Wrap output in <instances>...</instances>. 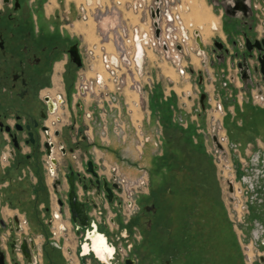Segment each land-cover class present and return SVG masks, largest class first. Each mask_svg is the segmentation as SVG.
Segmentation results:
<instances>
[{
	"label": "crops",
	"instance_id": "1",
	"mask_svg": "<svg viewBox=\"0 0 264 264\" xmlns=\"http://www.w3.org/2000/svg\"><path fill=\"white\" fill-rule=\"evenodd\" d=\"M51 1L55 3V0ZM46 15L50 16L48 11ZM106 18H110V15L102 21L104 25L110 21ZM83 30L86 35L96 37L94 26L90 30L88 27ZM222 32L225 33L224 30ZM70 36L72 38L73 34ZM87 62L89 66V60ZM155 62L149 56L146 70L150 68L152 85H145L139 97L140 117L136 121L132 110V103L136 100H130L133 91L129 90L115 95L112 104L106 101L107 98H98V108L93 101H87L90 97H85L86 101L78 100L75 91L72 107L69 103L59 104L67 108L68 113L64 114L69 119L73 115L83 116L85 122L81 123L85 127L86 142L94 145L97 154L93 160L106 168L108 177H111V167H116L118 173L132 184L137 186L140 181L143 182L136 187V207L126 220L114 205L115 202L105 200L104 190H100L97 193L104 201L101 203L103 206L98 202L95 207L97 209L89 207L90 221L97 224L99 231L105 234L112 246L115 244L112 231L123 230V234L128 235L132 241L133 258L139 264H164L165 260L169 264H264V104L257 101L251 84L243 79L237 78V83L228 86L218 81L206 84L211 86L212 94H215L214 101L220 105L218 114L223 127L221 134L227 133L229 141L239 152L241 162L238 163V172L248 191V214L243 222L239 220L242 223H236L223 198L217 165L207 147L206 114H198L196 97L193 98L190 93L195 88L193 80L190 77L173 78L172 75L163 78L158 70L153 69L156 67ZM222 66L224 68L221 67V70L227 69L224 63ZM61 70L57 71L55 64L53 87L59 88L56 98L61 93L66 95ZM190 72L192 75L193 68H190ZM199 81L202 83V80ZM77 85L75 83V88ZM216 88L218 93H215ZM209 97L208 94L207 103H202L204 108L206 105L208 108V104L213 106ZM116 122L122 125V132H116ZM138 122L142 123L141 145L135 128ZM62 128L57 127L54 132ZM91 150H87V154ZM4 164L0 159V212L9 213V216L25 214L27 218L23 226L28 230L31 226L27 216L29 209L32 207L39 214L44 208L52 214L60 215L57 219L63 221L65 229H73L76 236L80 237L70 208L67 214L65 205V210L59 205H51V208L48 205V186L42 171L38 176L30 168H22L21 172V168L15 167L12 160ZM82 164L68 162L67 167L81 170ZM57 187L52 181V189L49 191L54 202L58 198ZM82 187L78 190L81 194ZM211 187L214 189V207H210L213 194ZM37 189L44 192L43 200H40ZM201 198H207L206 202ZM147 205H151L155 213L146 228L143 210ZM139 213L141 220L133 224V232L122 227V222L118 220L121 217L123 223L130 224L133 216ZM109 217H113L114 222L111 224H107ZM39 222L40 229L37 231L41 230ZM107 230L111 232L110 236ZM37 233L39 237L42 236L41 232ZM249 247L253 251L252 257L247 253ZM79 255L78 249L79 261L80 257L84 259L81 264H94V260L100 263L99 258L91 254Z\"/></svg>",
	"mask_w": 264,
	"mask_h": 264
},
{
	"label": "rangeland",
	"instance_id": "2",
	"mask_svg": "<svg viewBox=\"0 0 264 264\" xmlns=\"http://www.w3.org/2000/svg\"><path fill=\"white\" fill-rule=\"evenodd\" d=\"M31 1V0H30ZM84 0H55V3H53L51 0H32V7H33V13L36 14L37 11L44 13V18L48 21L51 27L55 28L56 30H59V32L63 33L67 36V38H71L70 34L72 33V40L76 44H79L80 49L84 52L83 54V65L79 68H76L75 66H72V69L74 71L72 72V75L69 79H67L66 82V93L69 99V105L72 107L73 103V93L75 91L77 99L86 101L85 97H88L87 94L82 93L81 90H79L75 83L79 86L82 84V82L85 80L87 72H89V66H88V60L90 59L87 51L88 46L93 45L94 43L99 42V35H98V29L101 30V26L104 25V23L101 25V23L93 21L92 19H89L88 21H83L79 15V11L77 6L80 5V3ZM104 2H109V0H103ZM126 1V0H122ZM238 1H241L240 5L243 6V8L237 6ZM1 2V0H0ZM177 4L181 3L182 5V11L181 12V19H183L185 25L188 27L189 32L191 33V37L189 42L184 46V51L182 53L183 58V65L185 74L181 75L179 71L174 67L170 61L164 60L160 58L158 55L150 52L149 55L152 60H155L156 67L153 68L154 70H158V72L162 75L163 78L169 76L173 78L183 77V78H189L193 80V83L195 85L194 91H191V96L196 97V108L199 113L206 114V121H207V130L206 131V137H207V147L209 152L213 155V159L217 165V172L218 177L220 178V183L222 187V194L223 198L226 201L227 206L229 207V210L231 212L233 220L236 221V223H242L245 219V216H247V211H249V197H248V191L246 185L242 182L240 172H238L239 169V152L236 149V146L234 144H231L229 141L227 133L221 134V130H223L222 124H221V116H219L218 110L220 109L219 103L214 101V95L212 94L213 90H211V86L209 87L206 85L207 83L217 81L221 83L223 86H228L230 83H237V78H240L239 80L243 79L247 83L251 84V88H253V94L256 96L257 101L264 104V74L261 71V61L260 57L264 60V47L262 44H260L258 47L255 45L256 41H264V0H175ZM49 13L50 16L46 15V13ZM215 15H214V14ZM235 15L238 18L230 17V15ZM125 16H128L130 18L131 23L139 22V16L135 15L131 12H125ZM216 16V17H215ZM105 19V18H104ZM106 20H110L111 23L114 22V19L112 17L106 18ZM244 20H247L249 24H252L251 31L249 32L250 40H246L243 37V30H246L248 28L247 24H243ZM182 21V22H183ZM214 21H217L218 29H212L211 33H204L205 29L207 27H211L212 23ZM104 22V21H103ZM91 24L92 27L90 26ZM223 25L227 26L224 27L226 29V32L223 34ZM94 26V31L96 37H90L86 35L83 28L88 27V29H92ZM230 26V28H229ZM106 27V26H104ZM83 32V33H82ZM197 33H199L200 40L202 42V47L197 41ZM205 34L207 36H205ZM221 35V36H220ZM220 41L223 43V47L219 48L216 46L215 42ZM87 45V46H86ZM111 46V45H109ZM86 47V48H85ZM252 48V49H250ZM62 64V70H63V61H58L56 63V70L57 66ZM227 65V69L221 70L223 67L222 64ZM101 65V63H99ZM98 65V67H100ZM159 65V66H158ZM190 68H193L194 72L191 75ZM224 68V67H223ZM101 69V68H99ZM61 70V71H62ZM64 72V71H63ZM157 72V71H156ZM149 75L150 68L148 71ZM234 74V75H233ZM91 76L93 75L90 74ZM220 75L222 76L220 78ZM91 76L87 75V78H91ZM236 76V77H235ZM236 78V80H235ZM199 80H202V83H200ZM151 85H152V78L150 79ZM64 82V81H63ZM252 84H254L252 86ZM60 86V85H59ZM58 86L53 87L51 90L53 95H56L58 93ZM62 90V88H61ZM131 91L130 89H126ZM218 88H216V92L218 93ZM204 92V93H203ZM60 93V92H59ZM78 93V94H77ZM203 93V94H202ZM210 95L209 97L211 99V102L213 103V108L210 104H208V108L206 105V108L203 107L202 103H207V95ZM85 95V96H84ZM202 95H205L202 101ZM106 93L101 92L99 96H91L90 99L87 101H93L96 108H98L99 99L101 97H105ZM222 96V94H221ZM95 97L97 99H95ZM130 100L132 101V98H135L136 101H139V97L137 93L133 92V96H130ZM115 101V100H114ZM113 100L109 103L112 104L114 102ZM132 110L134 112H138L140 105H135L132 103ZM60 109L57 110L56 113L51 114V120L55 119L53 123L50 124V133L52 134L53 138L55 136L54 129L57 127H65L69 126V124H73L76 127V130L74 132H69L66 134L60 135L59 138H56V142H59L58 145L54 148L55 153L54 155L57 157L59 161V165L54 167V170H52L51 166V160L44 155L42 158L43 162V169L42 175L44 181L47 183L48 186V192H46L47 197L49 198V206L51 208V205L58 206L57 200L51 199V193L49 189L51 190L52 181L57 184V188H59L58 197L62 198L65 201V209L67 211V214L69 213V191H70V185L68 183V180L66 179V175H68L70 172L71 166L68 168L67 164L68 162L72 163H82L83 161L86 162L87 159H94L97 154L96 151L93 149V144H87V142L84 144H81L80 141L77 139L79 134H85V127H82L81 122H85L83 116L75 117L73 115V118H68L67 114H64V112H67V108H64L63 106H60ZM64 108V109H63ZM110 108V106H109ZM127 110V108H126ZM78 112V111H77ZM133 112V113H134ZM128 115V113H126ZM94 115V114H93ZM217 117H214L216 116ZM56 116L61 117L56 118ZM95 116V115H94ZM201 116V115H198ZM60 119V120H58ZM71 119H73V122H70ZM138 119V118H137ZM69 121V122H68ZM136 121V119H135ZM222 136H226V141L223 145L221 144ZM67 137H71L68 144H71L72 147L75 150H78L75 152H70L66 155H64V150L61 149V144L64 143L66 146V140L68 141ZM82 135L79 136L81 138ZM67 144V146H68ZM82 149V150H81ZM91 152L87 154V150ZM81 150V151H79ZM76 155L77 158H73V156ZM238 156V157H237ZM94 157V158H93ZM49 161V162H48ZM97 172L100 176L105 177L106 180H110L107 177L106 168L102 165L97 164ZM229 166V168H228ZM75 168V167H74ZM66 170V171H65ZM229 172L231 173V176H225ZM54 172L56 176L52 175ZM85 170L81 169V179L83 183H88L89 186H91L90 182V175L84 173ZM105 173V174H103ZM85 174V176H82ZM77 185L75 184L76 190L81 189V181H76ZM142 185V184H141ZM233 190L231 191L230 188ZM95 187V186H93ZM211 190L213 191V194L211 195V206L214 207V189L211 187ZM240 190V192H239ZM83 191V190H82ZM81 191V192H82ZM90 191V193H88ZM141 191V189H140ZM106 192V191H105ZM121 192V191H120ZM37 193H39L40 200H43V194L44 192H40L39 189H37ZM82 193H84V197L86 196L89 198V200H92L93 202H96L95 206H98V202L100 206L102 201L97 193L96 189H87L84 190ZM137 192H135L136 195ZM205 193V192H203ZM107 194V193H106ZM108 196V195H106ZM123 196L125 197V193L123 191L121 192V195L119 196L118 200H121V203L115 202L116 199L115 194H113V199L111 201H114V205L119 208L121 211V214L124 217V220L127 219L128 216L132 213L131 209L126 207ZM46 197V196H45ZM68 197V199H67ZM135 197V196H134ZM146 198V197H145ZM104 199V198H103ZM205 202L207 198H201ZM108 200V199H107ZM147 200V199H145ZM47 205V204H46ZM92 206V205H91ZM63 208V210H65ZM6 220L9 217V213L0 212ZM13 215V214H11ZM29 222L31 224L32 230L34 232H41L42 236L39 237L37 235L36 241L42 245L45 241H53L58 247H60V250L57 249V254L59 257L62 258L63 264H81L83 263L84 259L81 258V261H79V258L77 256V250L80 249V237H77L73 229H69L66 231H62L58 229L59 224L63 223L60 219L57 220L55 214H52L50 211L45 210L44 208L41 209V212L39 214L36 213L34 208H30L29 212L27 214ZM19 217L21 218V221L25 223V219L27 218L25 214H19ZM41 221V230L40 229V222ZM69 220V219H68ZM122 222V227H127L130 232H133V224L139 223L141 220L140 213L133 216V221L130 224L123 223L121 217L118 218ZM239 220L242 222H239ZM23 223V225H24ZM106 230V229H105ZM54 232L56 234L54 235ZM108 235H111L110 231H106ZM20 233V232H19ZM39 234V233H37ZM61 234V235H60ZM119 231L114 230L112 231L113 240L121 245L119 247V254L117 255V258L115 259V264H126L125 257H131V259H134L133 255V248L130 244L132 242L131 240L125 241L124 238H119ZM176 234V233H175ZM63 235V236H62ZM6 234L3 233L2 237L5 238ZM112 240V241H113ZM66 247L72 248L73 251H67ZM142 248V247H140ZM143 249V248H142ZM81 251V250H79ZM70 252V253H69ZM41 254V251H40ZM80 256V255H79ZM43 257L42 254L40 255V258ZM93 258V257H91ZM42 261L45 262L42 258ZM94 264H103L97 262V260L93 261ZM131 264H139L137 260L134 259V263ZM188 264H195V262H190Z\"/></svg>",
	"mask_w": 264,
	"mask_h": 264
},
{
	"label": "flooded vegetation",
	"instance_id": "3",
	"mask_svg": "<svg viewBox=\"0 0 264 264\" xmlns=\"http://www.w3.org/2000/svg\"><path fill=\"white\" fill-rule=\"evenodd\" d=\"M240 2L238 1L237 6L243 8V4L240 5ZM32 6L30 0H1L0 2V159L2 164L8 160H12L15 167L21 168V172H23L22 168L27 170L30 168L39 176L40 171L43 169L42 158L44 155L51 160L52 170L59 165V161L54 155V148L59 143L55 141L56 138H59L61 133L64 135L76 130L75 125L70 124L62 128V130H56L54 138L50 133V124L53 123V119L51 120L50 117L51 114L57 108L58 110L60 109L58 107L59 104L65 105L69 103L67 93L66 95L61 93L56 98L50 90L53 88L55 64L58 61L64 62L63 79L65 87L67 79L71 77L74 71L72 66L76 68L80 66L71 59L69 52L71 46L76 43L69 41L70 38L68 39L63 32L61 33L59 30L52 28L44 18V13L37 11L34 14ZM233 14L228 16V18H238L235 13ZM243 24H247L245 26L248 27L246 30H243V37L246 40H250L249 32L251 31L252 24H249L247 20H244ZM224 27L227 26L223 25L224 32H226ZM212 29H218L217 21H214L211 27H207L204 33H211ZM207 35L205 34V36ZM260 44L264 47V41H260ZM77 45L83 65V54L79 44ZM59 64L57 69L61 70L62 64L61 62ZM96 67L99 69L98 65ZM92 73L93 71H89L87 75L91 76L90 74ZM133 115L134 121L140 117L137 111ZM80 135H82L81 138H79ZM79 136L77 139L81 144H85L86 138L84 134H79ZM67 138L68 141L66 140V143H71L69 142L71 141L69 140L71 137ZM220 139L224 148L223 142L227 140L226 136H222V138L220 136ZM49 142L52 144L51 148L49 147L51 149L50 153L47 147V143ZM60 144L61 149L64 150V155L68 151L73 152L75 150L71 144H68V146L66 144L65 146L62 141H60ZM89 161H93L92 166L89 165ZM82 165V169L85 170L84 173L92 177L89 179V183L95 186L89 188L96 189L97 184L95 182L97 180H100L101 184L103 183V176L99 177L97 172L98 165L92 158L86 162L83 161ZM92 170L98 176H95ZM70 172H74L75 174V184L76 181L79 182L78 174H82L81 170L72 167ZM52 173L56 176L54 172ZM69 174L66 175L68 183ZM82 176H85V174ZM225 176H231L229 170ZM81 183L84 185L83 182ZM86 184L88 185V183ZM110 186L112 187L113 194H115L113 182H110ZM101 190L104 189L101 188ZM107 199H109L108 196ZM61 200L62 204L59 203L60 197H58L57 203L63 210L65 201L62 198ZM154 213L151 205L144 207L143 214L146 228L151 224V216ZM4 218L0 213V248L4 254L3 264H63L62 258L59 257L56 251L57 249L60 250V247L52 241H45L40 245L36 241L38 234L32 230L31 226L28 230L25 229L18 213L9 216L6 220ZM3 233L6 234L5 238L2 237ZM119 233V238L129 241L128 235H124L123 230ZM78 235L81 238L79 241L80 255H82V252L84 256L91 254L99 258L103 264H115V259L119 254V247L121 246L119 245L118 247V243L115 240H113L115 244L113 246L110 245L105 234H102L99 229L93 230V227H90V231L88 232V238L90 239L91 237L93 242L91 240L86 241L87 228L81 227ZM25 236H31L35 245L33 248L29 243L31 254L27 257L24 255L22 249L19 248L22 247ZM66 249L68 251L72 248L66 247ZM40 251L43 256L41 258ZM247 253L252 257L253 251L250 247ZM44 257L45 262L42 261ZM125 260L127 261L126 264L134 263V259H131V257H125ZM168 263V260L164 261V264Z\"/></svg>",
	"mask_w": 264,
	"mask_h": 264
},
{
	"label": "built area",
	"instance_id": "4",
	"mask_svg": "<svg viewBox=\"0 0 264 264\" xmlns=\"http://www.w3.org/2000/svg\"><path fill=\"white\" fill-rule=\"evenodd\" d=\"M182 9L181 3L177 4L175 0H109L108 3L103 0L82 1L78 5V11L83 21L93 19L102 25L104 18L110 15L114 22L109 21L106 25H102L101 30L98 29L99 42L87 47L86 51L90 57L89 68L93 71V75L89 79L86 75L85 80L80 86L77 85V88L89 95L88 97L99 96L101 92L106 93L104 99L107 98L108 102L114 101V96L123 93L126 89H130L140 97L145 85L151 83V76L146 70L150 52L170 61L179 73L184 75L182 53L184 46L190 40L191 33L181 19ZM125 12L138 15L139 22L131 23ZM198 37H200L199 33H197ZM96 65H100L101 70ZM134 104L140 105V98L139 101H134ZM135 128L141 145L142 123L138 122ZM115 129L119 133L123 128L116 122ZM111 172V177L107 178L110 182L117 183L119 187L114 189L116 197L114 201L121 203L118 198L123 191L125 193L123 201L133 212L136 207L134 197L136 187L143 182L140 181L137 186L132 184L118 173L116 167H111ZM77 193L80 201L86 202L88 209L89 207L97 209L96 202L89 200L87 196L85 198L84 193L81 194L79 191ZM103 193L107 200L106 192ZM59 216L56 214V219ZM113 222V217H109L107 224ZM58 229L61 230L60 232L66 230L62 223L59 224Z\"/></svg>",
	"mask_w": 264,
	"mask_h": 264
},
{
	"label": "water",
	"instance_id": "5",
	"mask_svg": "<svg viewBox=\"0 0 264 264\" xmlns=\"http://www.w3.org/2000/svg\"><path fill=\"white\" fill-rule=\"evenodd\" d=\"M197 41L200 44V46L202 47V42L200 40V37L197 38ZM215 44L219 48H222L223 47V43L220 42V41L215 42ZM255 45H257L258 47H260L259 46L260 45V41H256L255 42ZM250 49H252V48H250ZM69 52H70L71 59L77 65L81 66L82 65V61H81V54L79 52L78 45L77 44H74L73 46H71V48L69 49ZM260 61L262 62L261 63V71L264 74V60H263L262 57H260ZM204 97H205V95H202V101L204 100L203 99ZM51 145L52 144L50 142L47 143V147L49 149V153H50V150H51L50 149L51 148ZM52 161H55V160H52ZM89 165L92 166L93 165V161H89ZM92 171H93V174L95 176H98V174L94 170H92ZM78 175H79V181L82 182V179L80 177V174H78ZM68 179H69V184H70L69 207H70V210H71L72 220L76 224L77 231H79V229L81 227L87 228L86 241L87 240H91V239L88 238V232L90 231V227H93V230H94V229H98V226L94 222H91L90 221V217H89V213H88V207H87L86 203L83 202V201H80V199L78 197V193H77V190L75 188V174H74V172H71L69 174ZM95 183L97 184L96 185V188L98 189V192L101 190V188H103L104 190L107 191L109 199L110 200L113 199L112 187L110 186V182L108 180H106L105 177H103V183L102 184H101L100 180H97ZM91 186H93L92 183H91ZM91 186H89L86 183H84L83 189L87 190ZM113 186L114 187H118L117 183H113ZM230 190L231 191L233 190L232 185H231ZM59 203L62 204L61 198H60ZM29 243H30V246L31 247H33V248L35 247L32 237L31 236L30 237L25 236L23 238V245H22V247H19V248L22 249V251H23V253H24V255L26 257L28 255L30 256V254H31V248L29 246ZM86 243H88V242H86ZM86 243H84V244H86ZM82 255H83V252H82ZM3 262H4V254H3V251L0 248V264H3Z\"/></svg>",
	"mask_w": 264,
	"mask_h": 264
},
{
	"label": "bare ground",
	"instance_id": "6",
	"mask_svg": "<svg viewBox=\"0 0 264 264\" xmlns=\"http://www.w3.org/2000/svg\"><path fill=\"white\" fill-rule=\"evenodd\" d=\"M91 241L93 242V239L90 237Z\"/></svg>",
	"mask_w": 264,
	"mask_h": 264
}]
</instances>
